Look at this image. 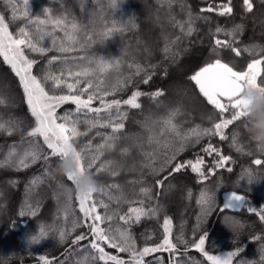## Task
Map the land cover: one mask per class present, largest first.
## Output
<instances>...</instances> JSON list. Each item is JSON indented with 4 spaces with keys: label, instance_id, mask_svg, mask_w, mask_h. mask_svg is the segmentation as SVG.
<instances>
[{
    "label": "trees",
    "instance_id": "1",
    "mask_svg": "<svg viewBox=\"0 0 264 264\" xmlns=\"http://www.w3.org/2000/svg\"><path fill=\"white\" fill-rule=\"evenodd\" d=\"M251 2L249 12L243 0H231L230 4L229 0H119L116 7L111 0H29L27 9L23 0H0V15L13 37L25 28L38 46L49 49L44 54L24 49L25 55L36 61L32 74L41 80L45 91L50 95H76L92 81L107 90V95L98 93L106 102L121 101L120 110L126 114L124 128L116 134L119 139L112 149L104 150L93 167L95 171L101 164L113 162L96 173L101 186L89 205H96L94 214L111 216L96 221L100 228L130 237L132 251L99 242L107 255L118 257L124 264H135L133 252L138 255L145 247L155 248L166 236L174 250L145 255L143 264H211L195 247L201 237L209 255L235 252L231 264H264V221L258 215L264 212V163H253L255 159L264 161V155L252 149L241 120L224 128L223 140L219 134H193L194 130L213 129L221 113L207 103L190 79L216 59L236 71L246 70L250 61L243 50L246 46L256 47V60L264 59V3ZM225 4L232 8L230 15L202 11ZM25 11L28 17L23 15ZM49 16L53 20L66 18L69 32L73 21L79 26L77 42L68 51L60 52L52 44L54 36L58 43L68 45L61 27L53 32V25L44 26L52 36L40 41L36 25L29 23V19ZM218 28L222 31L217 32ZM110 29L105 37L103 34ZM233 32L235 35L229 34ZM217 39L230 42L240 55L231 48L217 47ZM101 63L106 66L103 71L98 67ZM84 70L89 71L88 76L74 75ZM46 75L61 78V86L54 88L52 80L44 79ZM66 83L76 85L71 93ZM135 92L141 93L137 98L139 108L123 103ZM157 92L163 95L154 96ZM87 94L82 98L86 99ZM75 107L70 102L62 104L56 110L57 116L75 113ZM91 107H101L99 99H94ZM93 116L80 114L77 128L86 135L72 139L77 151L89 144L95 149L112 133L110 127L90 128L85 120ZM100 116L106 117V113L102 111ZM169 119L174 129L166 123ZM0 124L4 126L0 128V264H43L40 257L51 264H106L91 248L95 242L89 227L93 220L81 211L78 198L73 199L70 215L57 208L55 181L48 175L57 158L46 165L43 157L50 150L43 138L27 136L35 127V118L19 78L3 56ZM209 145L217 151L205 152ZM25 152H36L39 158L33 161L29 156L27 167L20 166L19 159ZM221 157L228 159L222 167H216ZM198 159L203 160V177L190 166L175 171L176 165ZM113 170L116 175L111 174ZM249 176L252 183H248ZM64 183L70 185L71 181L65 178ZM141 189H148L147 195ZM234 192L244 197L242 205L225 209L227 195ZM202 193L213 198L210 206L202 202ZM161 204L166 211L155 216L145 214L149 206ZM130 208H142L144 214L138 221L132 216L126 223L120 217L128 215ZM165 220L169 221L167 233ZM41 228L46 235H40ZM34 236L39 241H34ZM78 236L86 238L75 242Z\"/></svg>",
    "mask_w": 264,
    "mask_h": 264
},
{
    "label": "snow or ice",
    "instance_id": "2",
    "mask_svg": "<svg viewBox=\"0 0 264 264\" xmlns=\"http://www.w3.org/2000/svg\"><path fill=\"white\" fill-rule=\"evenodd\" d=\"M112 6L116 7L119 0H111ZM246 11H252L253 4L251 0H243ZM25 8L27 9L29 5V0H23ZM231 0H229V4ZM261 3H264V0H261ZM218 11V14L221 16L230 15L232 12V8L228 5H220L216 9L209 6L207 9H203L202 11ZM45 13L48 12L47 9L43 10ZM25 17H28V11H25L23 14ZM13 18H15V11L13 12ZM65 19H57L53 20L50 16L47 19H39L37 18L35 21L29 19V23H34L36 25L37 32L39 33L38 39L40 41L44 40L47 36H52V32H47L44 30V26L51 24L53 25V32L57 27H61L62 30L65 31V36L68 40V45H65L63 42L58 43L57 39L52 36V44L57 48L60 52H66L69 50L73 43H76L75 33L79 31V26L73 21L71 23V32L67 30L65 25ZM192 17L189 14V24L191 23ZM183 27V26H181ZM239 27V26H238ZM112 29L109 32H105L103 35L106 37L110 34ZM191 27L188 29V34H191ZM222 31L221 29H217V32ZM231 35H235V32L229 33ZM217 47H225L231 48L232 51L236 53V55H240V51L236 48H232L230 42H222L217 39L215 41ZM30 49L33 52H39L41 54L46 53L49 49L38 46L37 42L33 41L32 34L26 31L25 28L19 29L18 37H13L12 33L8 30V24L5 23V19L2 15H0V56H3L4 61L9 64L12 68V71L19 78L20 85L23 88L24 96L26 99V103L28 105L29 111L32 117L35 118V127H33L28 133L27 136L31 138L42 137L44 144L47 146V149L50 150L49 154L44 156L43 159L45 164L48 165V162L53 158H57V162L63 159L67 154V149L71 145V141L74 137L80 135H86V133H81L78 131L77 124L80 121V114L83 113L84 117H88V113H93L94 116L91 119H86L85 122L89 124L90 128L94 127H110L112 129V133L108 136L104 137V144L97 145L95 149H92L91 145H86L85 150L77 151L73 149L75 155L80 160V170H88L92 174L96 175V173L100 172L105 168V164H111L113 162L108 161L105 164H101L99 168H96L93 171V167L96 164V161L99 159V156L102 155L104 150H111L114 142L119 139L116 135L121 129L124 128L123 119L126 118V114L121 112L120 105L121 101L113 100L111 102H106L103 99L102 95H98V93L102 92L103 95H107L108 92L105 89H101L99 85H93L92 81H88L87 87L78 89V94L76 95H50L45 88L42 86L41 80L37 78V76L32 74L33 65L36 61L29 59L24 52V49ZM247 50V49H246ZM53 59H56L55 57ZM51 63V61H50ZM264 65V59L253 60L251 63L247 65V69L244 71H236L232 67H230L227 63H223L220 59H216L214 62L207 64L205 67L200 68L194 75L190 77L192 81L198 86L199 92L202 96L207 100V103L212 105L216 110H218L221 114L226 111H231V117L229 119H224L219 123L214 125L215 132L213 133V129H205L203 132H196L194 130V135H207V134H219L220 138L223 140L226 137L223 135V129L228 125L233 124L237 120H241L244 115V105L245 102L240 98V91L245 85H254L261 86L262 84L258 83V77L261 75L262 68ZM99 70L103 71L105 69V65L102 63L98 65ZM69 75H73V73L69 72ZM77 77L79 76H88L89 71L84 70L80 73H75ZM45 80H52L53 87L59 88L62 84V80L59 77H54L51 75H46L44 77ZM147 83V81H145ZM76 84H79V79L76 80ZM64 86L67 87L69 92L76 87L75 84L66 83ZM91 89V91H89ZM264 90V88H262ZM84 93L87 94V98L83 99L82 96ZM141 95L140 92L133 93L132 97L128 100L123 101L124 104L129 105L132 108H139L140 104L137 103V98ZM154 96L163 95L162 92H157L153 94ZM94 99H99L101 107L92 108L91 104ZM72 103L75 107V113H65L63 116H57V108L65 103ZM115 109V111H113ZM106 113V117H101V112ZM58 120L62 122H57ZM103 120V122H101ZM113 121H117L113 123ZM173 129L174 125H171V120L166 121ZM4 126L0 124V128ZM9 134L11 131L9 130ZM100 135V133H97ZM90 150V151H89ZM125 153L127 149L123 150ZM205 152L211 154L216 152L217 150L209 145L204 149ZM31 156L33 161L38 159V155L36 152H25L23 157L19 159V165L23 167H27L25 160ZM171 159V158H169ZM227 157H221L217 162L216 167H222L224 163L227 161ZM87 160V163L85 162ZM255 165H261L264 163L261 159H255L253 161ZM203 164L202 159H198L195 163L192 161H188L187 165L178 164L175 167V171L179 172L185 166H190L193 172L200 173L203 177V173L201 172L200 165ZM231 169H229L230 171ZM112 175H116L117 172L113 170L111 172ZM71 180V177L68 178ZM253 178L249 176L248 183H252ZM141 191L147 195L148 191L146 189H141ZM92 195H89L84 198H78L81 206V211L84 212L85 216H89L91 213H95L96 205L92 203L90 207H87L91 201ZM244 200V197L236 194L235 192L231 196V201L233 203L226 205L225 209L228 208H238L240 206V202ZM202 202H207L209 206L213 202V198L211 196H207L202 193ZM101 205L107 208V205ZM210 210V207L209 209ZM250 211H255V209H250ZM128 215L121 216L120 219L124 220L126 223L132 219V216H135V219L138 221L140 219L141 214H144V209L142 208H130L128 210ZM22 216L25 213L22 211L20 213ZM34 214V213H33ZM260 220L264 221V212L258 213ZM91 219L95 221H103L111 219L110 215L100 216L98 214L91 215ZM168 223L169 221L165 220V232H168ZM92 232L95 241L91 244V248L95 249L99 252V259L104 260L107 264L108 261H111V264H124L122 260H120L116 256L107 255L104 252V248L100 246L99 242H103L108 244V246L113 248H119L120 251H132V245L129 243L130 237L125 233L121 232L119 235L113 234L112 230L109 228L107 230L100 228L97 224L93 223L89 226ZM40 235H46L43 228H41ZM61 238L63 239V234H61ZM85 236H78L75 242H79L80 240L85 239ZM34 241H39V237L34 236ZM205 239L203 237L200 238L199 243L195 245L197 250L202 252L208 261L211 264H231L232 257L236 255L235 252L229 253L226 257L221 259L218 256L209 255L204 251ZM175 246L169 241L167 236L165 237L163 244L158 245L155 248L145 247L138 255L133 252V260L135 264H143V257L152 252L159 251L161 249L172 251ZM40 260L43 264H51V262L45 258L40 257Z\"/></svg>",
    "mask_w": 264,
    "mask_h": 264
},
{
    "label": "clouds",
    "instance_id": "3",
    "mask_svg": "<svg viewBox=\"0 0 264 264\" xmlns=\"http://www.w3.org/2000/svg\"><path fill=\"white\" fill-rule=\"evenodd\" d=\"M264 85H245L240 98L245 102L243 117L245 132L247 133L252 149L264 155ZM74 145L68 147V154L59 160L48 172L55 181L53 196L58 210L64 215L72 212L74 198H84L100 190V181L88 170L81 171L80 160L73 151ZM71 177V180L68 178ZM65 178L71 184L64 183ZM148 191V189H146ZM166 211L164 205L149 206L146 215L155 216Z\"/></svg>",
    "mask_w": 264,
    "mask_h": 264
},
{
    "label": "rangeland",
    "instance_id": "4",
    "mask_svg": "<svg viewBox=\"0 0 264 264\" xmlns=\"http://www.w3.org/2000/svg\"><path fill=\"white\" fill-rule=\"evenodd\" d=\"M247 49V50H246ZM243 50H244V52L249 56V58H250V61H249V63H251L253 60H256V47L255 46H246V47H244L243 48ZM212 62H214V61H212ZM248 63V64H249ZM261 68H262V72H261V75L258 77V83H260V84H262V85H264V65H262L261 66ZM247 69V68H246ZM245 87V86H244ZM171 90V89H170ZM226 113L228 114V115H226ZM231 117V111H229V113L226 111V112H224L223 114H221V119L220 120H218V121H215L214 122V125L216 124V123H219V122H221L222 120H224V119H229ZM241 121L242 122H244L243 121V118L241 119ZM214 125H213V130L215 131V129H214ZM224 130V129H223ZM230 201H231V198H230ZM240 205H242V202H240ZM79 206H80V202H79ZM86 206L87 207H90V205H89V203L88 204H86ZM80 208H81V206H80ZM91 215H94V213H91L90 215H89V217H90V219H91ZM93 223H95V224H97V222L95 221H92V224ZM94 241H95V239H94ZM95 242H97V241H95ZM227 255H224L223 254V256H219L221 259H223L224 257H226Z\"/></svg>",
    "mask_w": 264,
    "mask_h": 264
},
{
    "label": "water",
    "instance_id": "5",
    "mask_svg": "<svg viewBox=\"0 0 264 264\" xmlns=\"http://www.w3.org/2000/svg\"><path fill=\"white\" fill-rule=\"evenodd\" d=\"M197 87H198V86H197ZM242 91H243V88H242V90L240 91V93H242ZM240 93H239V94H240ZM230 198H231V195L229 194V195L227 196L228 204L233 203L232 201H230Z\"/></svg>",
    "mask_w": 264,
    "mask_h": 264
}]
</instances>
